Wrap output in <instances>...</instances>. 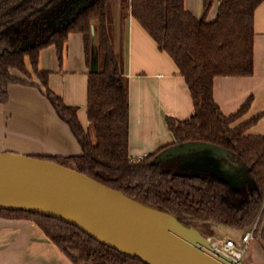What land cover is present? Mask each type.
I'll return each instance as SVG.
<instances>
[{
	"label": "trees",
	"instance_id": "1",
	"mask_svg": "<svg viewBox=\"0 0 264 264\" xmlns=\"http://www.w3.org/2000/svg\"><path fill=\"white\" fill-rule=\"evenodd\" d=\"M71 1L0 0V104L7 101L10 84H27L35 75L55 113L80 146L77 155L39 158L73 168L149 208L170 213L206 237H213L218 225L242 231L255 225L254 238L264 241V135L245 134L259 115L233 127L231 124L245 112L250 99L235 113L225 115L213 98L215 77L252 74L253 14L262 0H220L211 21L206 16L215 0H203L200 16L187 11L184 0H123V9L129 10L157 47L171 57L193 105L187 119L166 117L173 141L140 158L128 152V90L121 55L113 47L108 30L111 0H90L67 25L49 28V20ZM55 7L56 11L47 13ZM32 21L38 26L23 36L19 28ZM91 25L97 70L88 73V126L84 128L77 108L64 104L47 87L49 72L38 68V55L42 48L53 45L61 62L68 33L79 32L88 63L93 41ZM188 141L224 147L229 151L231 167L245 168L248 181L234 190L210 174L182 171L177 159L156 160L164 148ZM0 217L32 221L72 264H79L81 258L89 264H146L56 218L7 209H0Z\"/></svg>",
	"mask_w": 264,
	"mask_h": 264
},
{
	"label": "crops",
	"instance_id": "2",
	"mask_svg": "<svg viewBox=\"0 0 264 264\" xmlns=\"http://www.w3.org/2000/svg\"><path fill=\"white\" fill-rule=\"evenodd\" d=\"M82 1L75 0L74 5ZM118 1L114 11L107 12L108 30L113 47L121 55L122 75L127 82L128 152L131 157L140 158L170 144L173 136L167 128L166 117L187 119L193 105L187 85L171 57L157 47L130 11L123 9V0ZM219 1L213 2L207 21L215 18ZM69 5L48 24L58 25ZM202 7L203 0H184V8L195 16L201 15ZM253 30L252 74L215 77L213 98L225 115L235 113L250 99L248 108L231 126L259 115L245 134L264 135V0L254 10ZM96 57L93 39L87 63L79 32L68 33L61 62L53 45L42 48L38 55V68L49 72L47 87L64 104L77 108V117L84 128L88 126L87 78L97 66ZM28 82L10 84L8 99L0 104V152L34 157L79 154V144L55 113L38 80L34 77ZM0 264L72 263L32 221L0 217Z\"/></svg>",
	"mask_w": 264,
	"mask_h": 264
},
{
	"label": "water",
	"instance_id": "3",
	"mask_svg": "<svg viewBox=\"0 0 264 264\" xmlns=\"http://www.w3.org/2000/svg\"><path fill=\"white\" fill-rule=\"evenodd\" d=\"M72 1L58 25L53 22L49 28L67 25L90 0L77 5ZM91 35L93 39V25ZM96 70L97 66L91 72ZM174 159L182 171L210 174L234 190L248 181L245 168L231 167L229 151L213 143L172 144L156 156L160 162ZM0 209L59 219L146 264H242L217 249L210 237L183 225L174 215L149 208L48 159L0 152ZM259 242L264 248V241Z\"/></svg>",
	"mask_w": 264,
	"mask_h": 264
},
{
	"label": "rangeland",
	"instance_id": "4",
	"mask_svg": "<svg viewBox=\"0 0 264 264\" xmlns=\"http://www.w3.org/2000/svg\"><path fill=\"white\" fill-rule=\"evenodd\" d=\"M118 0H111L108 5H109V12L114 11L115 4H118ZM58 8L55 7V9H49L47 10V13L51 14L54 11H56ZM49 23V22H48ZM49 25V24H48ZM38 26L36 22H30L28 25H23L21 28V34L28 35V33H31L35 30V28ZM41 36V35H40ZM31 37V35H30ZM35 37L32 38V40ZM39 38V37H37ZM35 75H32V78H34ZM36 78V77H35ZM37 79V78H36ZM247 231V230H235L232 228H229L224 225H218L215 227V235L213 237H210V240L216 244V247L219 249H224L223 243L227 239H232L236 248L238 250H241L244 246V241L242 240V234ZM74 254L78 255L77 251H73ZM240 262L242 264H264V248L260 244V242L256 238H252L245 246ZM79 264H89L83 261L81 258L79 260Z\"/></svg>",
	"mask_w": 264,
	"mask_h": 264
},
{
	"label": "built area",
	"instance_id": "5",
	"mask_svg": "<svg viewBox=\"0 0 264 264\" xmlns=\"http://www.w3.org/2000/svg\"><path fill=\"white\" fill-rule=\"evenodd\" d=\"M254 226L255 225H253L249 230L245 231L242 234V240L244 241V246L241 250H238L236 248L232 239H227L224 241V243H223L224 249L217 248L216 244H215V247L217 249H219L220 251H222L227 256H229L230 258H232L233 260L240 262L241 255H242V252H243L246 244L254 237L253 236Z\"/></svg>",
	"mask_w": 264,
	"mask_h": 264
}]
</instances>
